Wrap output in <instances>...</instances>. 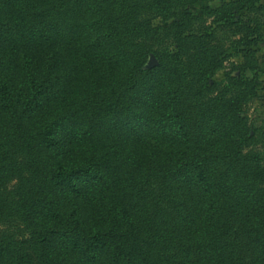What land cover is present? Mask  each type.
<instances>
[{
	"label": "trees",
	"instance_id": "trees-1",
	"mask_svg": "<svg viewBox=\"0 0 264 264\" xmlns=\"http://www.w3.org/2000/svg\"><path fill=\"white\" fill-rule=\"evenodd\" d=\"M200 1L0 0V264H264L257 89L204 28L263 0Z\"/></svg>",
	"mask_w": 264,
	"mask_h": 264
},
{
	"label": "rangeland",
	"instance_id": "rangeland-1",
	"mask_svg": "<svg viewBox=\"0 0 264 264\" xmlns=\"http://www.w3.org/2000/svg\"><path fill=\"white\" fill-rule=\"evenodd\" d=\"M233 0H208L205 2H197L190 6V11L200 16L205 8L218 9L223 4ZM264 6V0L258 7ZM161 20L156 21L159 24ZM236 25H228L225 23H217L213 18H206L204 28H206L213 36L214 43L219 45L224 52L225 61L224 68L219 70L214 80L221 82L225 80L226 73L233 68L232 75L242 77L244 80H253V84L257 89V97L249 103L241 106L243 115L247 116L253 129H264V8L262 11L249 13L243 11L237 14ZM258 24V25H257ZM252 28L251 31L248 28ZM258 27V32L253 33ZM253 33V36L251 34ZM254 42L251 46H242L244 41ZM247 49L254 51V70H242L241 67L245 63L244 52ZM153 66V59L150 58L146 67ZM264 158V149L262 150Z\"/></svg>",
	"mask_w": 264,
	"mask_h": 264
}]
</instances>
